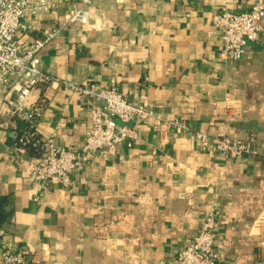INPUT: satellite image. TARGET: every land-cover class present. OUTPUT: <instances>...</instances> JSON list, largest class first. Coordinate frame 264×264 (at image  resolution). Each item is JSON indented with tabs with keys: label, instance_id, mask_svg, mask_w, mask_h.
Segmentation results:
<instances>
[{
	"label": "crops",
	"instance_id": "crops-1",
	"mask_svg": "<svg viewBox=\"0 0 264 264\" xmlns=\"http://www.w3.org/2000/svg\"><path fill=\"white\" fill-rule=\"evenodd\" d=\"M259 1L95 0L87 25L64 29L58 20L78 0L27 15L23 43L56 32L38 54L47 80L31 98L42 102V138L83 145L89 104L73 83L115 87L189 131L138 122L133 147L99 151L69 187L43 185L34 155L14 148L19 129L0 90V256L8 246L23 264H172L215 211L218 264H264V32L233 62L214 25L218 13ZM195 132L256 140L250 154L214 156Z\"/></svg>",
	"mask_w": 264,
	"mask_h": 264
},
{
	"label": "built area",
	"instance_id": "built-area-1",
	"mask_svg": "<svg viewBox=\"0 0 264 264\" xmlns=\"http://www.w3.org/2000/svg\"><path fill=\"white\" fill-rule=\"evenodd\" d=\"M94 1L78 0L65 17L58 20V29L87 25ZM56 7V0H0V90L4 92V105L9 116L28 123V129L20 135L14 148L20 153L36 148L38 155L30 163L33 177L43 185L57 179L62 186H71L73 174L80 171L91 156L107 147H133L139 139V130L133 124L138 122L152 123L157 128L189 131L182 120H168L154 108L135 104L115 87L96 91L91 84L73 83L71 89L87 98L89 104L91 124L83 145L78 150L70 149L42 138L37 130L43 116L42 102L31 101V98H34V90L47 80L40 70L38 54L56 32L28 43H23L19 34L33 29L24 23L27 15H47ZM214 25L221 31L222 55L233 62L239 61L248 44L257 42L264 32V1L253 4L247 11L220 12L214 17ZM95 99H100L101 103ZM195 138L202 150L230 158L252 153L256 140L254 134L248 140H242L202 132H195ZM217 226V212H207L198 232L178 252L172 264H218ZM0 258L4 264H23L24 261L21 252L8 246Z\"/></svg>",
	"mask_w": 264,
	"mask_h": 264
},
{
	"label": "trees",
	"instance_id": "trees-1",
	"mask_svg": "<svg viewBox=\"0 0 264 264\" xmlns=\"http://www.w3.org/2000/svg\"><path fill=\"white\" fill-rule=\"evenodd\" d=\"M12 120L15 122V124H17V128L19 129V134H18V138L20 137V135L26 131L28 129V123L20 120L19 118L17 117H14L12 118ZM18 140V139H17ZM29 153L32 154V155H38V152L36 150L35 147H32L29 149ZM5 219V215L1 212V209H0V223L3 222V220Z\"/></svg>",
	"mask_w": 264,
	"mask_h": 264
}]
</instances>
